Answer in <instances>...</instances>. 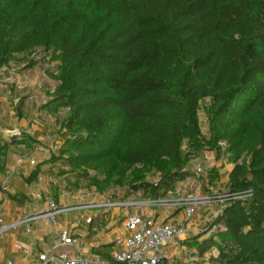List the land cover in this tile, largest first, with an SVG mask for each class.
<instances>
[{
    "label": "trees",
    "instance_id": "obj_1",
    "mask_svg": "<svg viewBox=\"0 0 264 264\" xmlns=\"http://www.w3.org/2000/svg\"><path fill=\"white\" fill-rule=\"evenodd\" d=\"M12 65L56 78L41 110L66 112L27 184L53 164L120 201L220 183L232 198L185 244L203 263L264 264V0H0V69ZM8 138L0 174L12 147L36 144ZM203 153L230 171L197 176Z\"/></svg>",
    "mask_w": 264,
    "mask_h": 264
},
{
    "label": "crops",
    "instance_id": "obj_2",
    "mask_svg": "<svg viewBox=\"0 0 264 264\" xmlns=\"http://www.w3.org/2000/svg\"><path fill=\"white\" fill-rule=\"evenodd\" d=\"M29 73L30 71L21 72L23 76L29 75ZM48 99L49 97L46 98V100ZM45 101H43L42 105ZM27 106L28 99L20 101L18 104L17 111L23 114V117H25ZM62 112L65 113V111H59L51 114L42 110L45 116H52L58 122L65 117V114L63 116ZM41 128L37 129L40 133H33V139L36 142L42 141L43 143H36L34 146L18 145L10 149L5 172L0 174V186L4 184V190H0L1 225L7 226L30 216L34 207H43L47 201H53L57 207L64 209V212L58 217L56 227H52L46 217H41L35 225L21 226L15 230L2 233L0 235V255L3 260L11 261L13 264H35L38 256L43 253L51 251L74 253L76 249L60 244L58 233L63 229L68 230L74 237L81 241L79 247L81 252L101 258L104 255H108L109 257L112 251L113 241L117 237L126 234L124 221L126 217L131 215H142L143 217L154 216L156 223L159 224L178 223L186 225V219L183 213L176 212V209L173 207V198L178 196L182 199L189 192H192L194 190V182L195 180L197 181L196 178H189L178 183L175 191L169 193L162 199L163 202H167L162 207L156 208L149 206L148 203H142V201L137 202L139 199L138 196L140 195L133 194L122 201L125 204L123 207L110 211H104L98 208L89 210L79 209L81 206L89 205L92 202L85 200L79 189L75 191L64 190L62 184L67 181L53 174L58 170L55 164L50 168L49 166H43L36 180L27 184L26 180L35 166L49 160L50 156L54 154V150L56 148L58 150L61 145V143L55 141L54 143L58 146L55 147L53 141H50V130L47 125ZM1 138L4 139L3 137ZM211 155L214 157L212 153H203L196 156L191 161V169L195 170L199 164H213L215 167L216 164H224L223 160L217 161L215 157L213 162H202L204 158L206 159L207 156ZM18 159H22L21 164H17ZM30 161H33L34 165H30ZM230 169L224 173L229 172ZM205 176L206 173L202 175L203 178ZM224 181L222 180L221 182ZM67 184L69 183L67 182ZM7 196L17 197L18 199L24 197V201L23 203L20 200L11 201ZM102 202H105V200L100 203ZM216 209V206H211L206 208L202 213L209 217L206 224L214 219ZM93 215L96 218L93 219L91 224L87 225L85 220ZM197 217L190 224H187V234L173 242V248H164L168 260L180 263L188 254L192 253L185 243L203 231L204 226H206L203 223L201 224ZM29 228L32 229L31 233L26 232ZM100 247L105 248L98 250Z\"/></svg>",
    "mask_w": 264,
    "mask_h": 264
},
{
    "label": "built area",
    "instance_id": "obj_3",
    "mask_svg": "<svg viewBox=\"0 0 264 264\" xmlns=\"http://www.w3.org/2000/svg\"><path fill=\"white\" fill-rule=\"evenodd\" d=\"M21 133H14L13 136L20 137ZM22 159L17 160V164H21ZM34 165L33 161L29 162ZM215 168L213 164H199L195 168L197 176H202L208 169ZM0 190H4V184L0 186ZM230 194L218 195H196L189 194L180 199V208L186 225L178 223H156L154 216L143 217L142 215H131L126 217L124 221L125 235L117 237L112 243V251L109 259L115 264H207L203 263L193 253L188 254L184 260L177 263L168 260L164 248H173V242L181 237H184L187 232V224L198 216L199 210L205 207L216 206L215 215H218L223 202L230 200ZM118 202V201H117ZM149 206L156 208L162 207L167 202L162 199L149 201ZM125 204L121 201L107 200L102 203L89 204L81 206L79 209H102L110 211L116 208L123 207ZM176 204H173V207ZM64 212V209L57 207L53 201H47L43 207H34L30 216L22 218L10 225L2 226L0 219V235L4 232L15 230L21 226L35 225L41 217H46L52 227H56L58 217ZM96 217L93 215L85 220L87 225L91 224ZM215 229H213L214 231ZM27 233H31L32 229H27ZM60 244L66 247L76 249L74 253L65 251H51L38 256L35 264H109L108 261L101 257L85 254L80 251L81 241L74 237L68 230H60L58 233ZM0 264H13L11 261L3 260L0 255Z\"/></svg>",
    "mask_w": 264,
    "mask_h": 264
},
{
    "label": "rangeland",
    "instance_id": "obj_4",
    "mask_svg": "<svg viewBox=\"0 0 264 264\" xmlns=\"http://www.w3.org/2000/svg\"><path fill=\"white\" fill-rule=\"evenodd\" d=\"M22 68L23 66L18 68L12 65L10 67L0 69V137H3L6 140L16 132L24 133L33 137V133H40L37 129H42V126L47 125L50 130V141H53L55 147H58L54 142L57 137L56 133L59 131V122L52 116H45L41 110L43 101L51 95L52 91L58 84V81L56 78H50L45 71L38 67H35V70H30L29 75L23 76L20 72ZM26 99H28V106L25 110V117H23V114L17 111V107L20 100L24 101ZM64 114L66 115V112H62L63 116ZM198 118L201 132L206 135L207 124L203 110L199 111ZM35 143L40 144L43 142L38 141ZM54 151V153H56L57 148ZM213 160L214 157L211 155L207 156L206 159L204 158L202 162H213ZM223 163V165H225V159L223 160ZM223 165L219 163L216 164L217 168L215 167L220 176L231 168L230 165H226V167H223ZM62 187H64V190L66 191L81 190V195H83L84 199L88 202H92L93 204L100 203L103 200H112L115 201V203L121 202L117 198L119 191L113 187H103V189H97L93 186H87L86 183H79L76 188L74 184H67V182L63 183ZM193 193L196 195H218L222 194V188L220 183H215V185L205 183V186L201 187L195 180L194 190L189 192L187 195ZM138 198L137 202L142 201V203L150 204L148 200L142 198L141 196H138ZM180 198L181 197L178 196L173 198V204H176V206H174L176 212H182V209L180 208ZM206 208L209 207L200 209L197 217L199 222L205 225H207L206 221L209 217L202 213L206 210Z\"/></svg>",
    "mask_w": 264,
    "mask_h": 264
}]
</instances>
